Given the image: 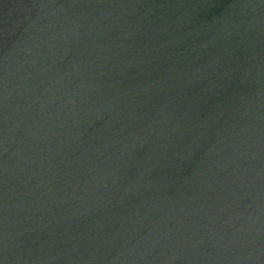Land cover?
Instances as JSON below:
<instances>
[{
	"label": "water",
	"instance_id": "water-1",
	"mask_svg": "<svg viewBox=\"0 0 264 264\" xmlns=\"http://www.w3.org/2000/svg\"><path fill=\"white\" fill-rule=\"evenodd\" d=\"M0 264H264V0H0Z\"/></svg>",
	"mask_w": 264,
	"mask_h": 264
}]
</instances>
